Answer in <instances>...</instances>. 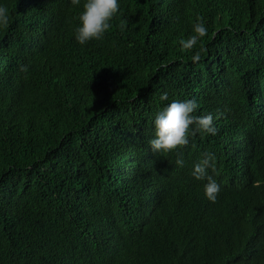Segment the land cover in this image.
Wrapping results in <instances>:
<instances>
[{
    "label": "trees",
    "instance_id": "1",
    "mask_svg": "<svg viewBox=\"0 0 264 264\" xmlns=\"http://www.w3.org/2000/svg\"><path fill=\"white\" fill-rule=\"evenodd\" d=\"M85 2L0 0V264H264V0H118L81 45ZM188 99L217 134L153 152L157 113ZM206 153L214 203L191 174Z\"/></svg>",
    "mask_w": 264,
    "mask_h": 264
},
{
    "label": "clouds",
    "instance_id": "2",
    "mask_svg": "<svg viewBox=\"0 0 264 264\" xmlns=\"http://www.w3.org/2000/svg\"><path fill=\"white\" fill-rule=\"evenodd\" d=\"M71 3L79 5L80 0H71ZM119 7L118 0H86L78 17L80 26L75 29V39L81 45L93 39H103L104 34L112 27L111 21L118 13ZM196 19L197 22L193 25V34L187 39L179 41L184 50L194 49L198 42L208 34L203 17L198 16ZM9 24V9L0 5V27L7 28ZM121 26H124L123 22ZM202 51L201 48L191 57L193 63L200 61ZM20 70L27 73L28 66L22 65ZM160 99L167 100V93L165 92ZM198 107L199 105L194 99H188L172 101L158 112L154 120L155 137L149 141L151 150L169 153L188 146L190 138L198 133L215 136L218 129L214 121L223 116V113H218L216 117L210 113L196 115ZM175 163L177 166H184L185 161L182 153ZM209 168H215V157L211 153H206L194 164L191 174L197 180H207V183L204 184V195L214 203L221 189L217 181L208 175Z\"/></svg>",
    "mask_w": 264,
    "mask_h": 264
}]
</instances>
